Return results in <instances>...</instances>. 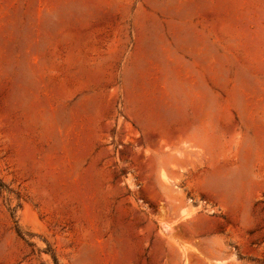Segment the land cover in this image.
<instances>
[{
    "label": "rangeland",
    "instance_id": "obj_1",
    "mask_svg": "<svg viewBox=\"0 0 264 264\" xmlns=\"http://www.w3.org/2000/svg\"><path fill=\"white\" fill-rule=\"evenodd\" d=\"M0 264H264V0H0Z\"/></svg>",
    "mask_w": 264,
    "mask_h": 264
}]
</instances>
